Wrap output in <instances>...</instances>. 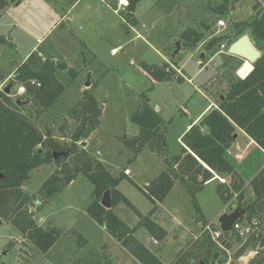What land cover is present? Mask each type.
<instances>
[{
    "label": "rangeland",
    "instance_id": "rangeland-1",
    "mask_svg": "<svg viewBox=\"0 0 264 264\" xmlns=\"http://www.w3.org/2000/svg\"><path fill=\"white\" fill-rule=\"evenodd\" d=\"M119 4L120 0H17L10 4L0 19V91L4 93L9 88L7 95L22 105V111L34 125L44 134L51 131L60 144H69L78 126L69 111L82 92L91 88L102 108L101 125L87 140L81 141L79 147L98 161L104 160L106 169L114 177L125 169L130 170L129 179H124L118 190L147 216L152 204L138 187L145 188L167 169L163 157L179 154L187 125L203 112L210 100L220 104V96L225 99L230 85L242 79L254 65L228 52L240 38V31L251 38L249 25L258 12L264 11V3L258 4L256 0H142L134 13L135 23L128 21L129 11ZM220 19L226 20V28H218ZM191 29L201 35L195 47L187 46L183 39V34ZM195 38L191 35L190 40L194 42ZM251 40L262 54L263 42ZM178 43L181 49L175 53ZM33 53L39 54L43 61L53 59L55 63H65L78 73V77L72 79L67 71L56 72V78L66 89L51 110L43 112L24 88L21 94L22 88L11 78ZM202 53L206 55L204 66L200 60ZM142 63L156 66L168 63L175 69L173 63L184 80L153 82L141 68ZM87 82L92 86L84 90ZM143 97L153 108H158L166 123L164 143L168 154L164 156L158 154L159 157L149 149L135 156L125 147L124 139L139 133L132 115L142 104ZM239 139L244 142L248 157L243 163L231 157L230 162L250 178L264 166V152L242 134ZM239 149L244 159L245 150ZM246 165L249 169H245ZM57 169V163L52 162L33 170L31 179L22 188L32 198L29 209L37 225L57 228L61 232L60 239L48 252H39L12 223L2 221L0 264H139L88 215L94 187L86 176L78 175L49 202L40 196L39 190ZM219 176L228 177L227 184L218 180L228 188L230 177ZM217 183L206 185L197 194V202L212 229L219 227L216 218L225 204L217 192ZM245 190V200L254 199L250 189ZM236 203L234 195L226 203L227 212L232 211L231 204ZM113 211L131 228L138 225L139 217L126 203L118 204ZM194 215L190 196L185 187L177 183L152 216V220L168 232L167 238L156 244L144 228H138L135 237L163 263L170 264L193 241L197 240V248L192 251L204 246L205 227L196 224ZM259 218L264 220V215ZM245 242L232 236L229 243L219 245L214 264H250L257 251L264 258V246L235 258Z\"/></svg>",
    "mask_w": 264,
    "mask_h": 264
},
{
    "label": "trees",
    "instance_id": "trees-1",
    "mask_svg": "<svg viewBox=\"0 0 264 264\" xmlns=\"http://www.w3.org/2000/svg\"><path fill=\"white\" fill-rule=\"evenodd\" d=\"M16 1L0 0V19L6 8ZM127 1L126 9L129 11L127 19L135 23L134 13L142 0ZM256 1L258 4L264 3V0ZM257 8L256 5L255 9ZM257 15L249 27L251 38L256 43L263 42L261 57L242 77L245 79L239 78L230 85L225 99L218 104L219 109H213L198 124L191 127L183 138L185 146L180 154L164 156L168 154L164 145L167 126L160 113L150 105L146 97L142 98V104L133 113L132 122L139 128V133L135 137L124 139L125 147L135 156L149 149L163 155L167 165V170L153 179L149 185L145 188L138 187L152 204L147 216L141 214L118 190L119 184L128 178L124 173L127 169L114 177L102 162L92 158L79 147V143L87 140L101 125L102 108L91 88L82 92L75 106L69 111L70 116L78 122L72 142L69 144L57 142L51 131H46L44 134L28 119L22 111V105L0 91V172L11 175L9 179L0 182V223L2 221L12 223L18 231L30 239L39 252L46 253L53 248L60 239L61 232L54 227L45 229L37 225L29 209L32 198L26 195L22 188L23 184L31 179L33 170L52 162L57 163L58 169L41 187L40 196L49 202L54 194L61 192L78 175L86 176L94 187L93 202L87 210L88 215L139 264H164L135 237V233L138 228H144L158 242L167 238L168 232L154 222L152 216L166 200L176 182L185 187L191 198L197 221L201 222L203 227L207 226V222L197 202V194L204 190L206 184L214 178V174L230 177L231 183L228 188L219 184L217 189L225 202L235 193L237 206L246 210L247 219L262 217L264 168L251 180L248 187H245V180L226 159V153L239 130L245 132L264 150V11L258 12ZM239 34L243 36V31ZM191 35L196 37L194 42L190 40ZM183 39L187 46L195 47L200 42L201 35L191 29L183 34ZM257 47H260V44H257ZM39 56L36 53L31 54L12 76V80L19 85V88L25 89V93L32 97L39 111L43 112L51 108L66 89L56 78V72L67 71L72 79H76L78 73L65 63L58 64L53 59L43 61ZM141 68L153 82L171 81L175 78L179 81L184 80L168 63L162 66L142 63ZM38 147L43 148L44 151ZM54 153L67 155L55 159ZM246 188L250 189L254 199L245 200ZM108 190L113 204L110 210L101 205L103 196ZM224 193L229 195L225 197ZM120 203H126L139 217L135 228L128 226L114 213L113 208ZM232 236H235L233 232L225 233L224 240H228L229 243ZM204 237V246L192 251L193 248H197L195 247L197 240L193 241L171 264H214L219 254L217 251L219 244L207 231L204 232ZM237 239L241 241L239 237ZM261 246H264V237L257 242L251 238L238 250L235 258L238 259L246 251ZM230 247L232 248V245ZM261 254L257 251V256L250 264H264Z\"/></svg>",
    "mask_w": 264,
    "mask_h": 264
},
{
    "label": "water",
    "instance_id": "water-1",
    "mask_svg": "<svg viewBox=\"0 0 264 264\" xmlns=\"http://www.w3.org/2000/svg\"><path fill=\"white\" fill-rule=\"evenodd\" d=\"M180 49H181V44L178 43V48L176 49L175 53H178L180 51ZM228 53H229V55L239 57L243 61H249L251 64L256 63L258 61V59L261 57L260 50L258 48H256V46L253 44L249 35H243L242 37H240L237 42L233 43L230 46ZM200 59L202 60L201 65H204V63L206 61V57H205L204 53L201 54ZM90 86H91V83L87 82L86 87L89 88ZM4 93L8 94L9 88H6L4 90ZM220 98H221V101L224 100V97L222 95L220 96ZM236 137H237V135H235L234 138H236ZM164 145H165V143H164ZM66 155H67L66 153H54V158L57 159L61 156H66ZM10 177H11V175H6L5 173L0 172V182L7 180ZM101 205L107 210L112 209L113 204H112V199H111V193L109 190L104 194L103 199L101 201ZM232 210H233L232 213H224L218 219L220 229L224 233H231L232 228H233V224L237 220L243 218L246 214V210L240 209L236 204H234L232 206Z\"/></svg>",
    "mask_w": 264,
    "mask_h": 264
},
{
    "label": "crops",
    "instance_id": "crops-1",
    "mask_svg": "<svg viewBox=\"0 0 264 264\" xmlns=\"http://www.w3.org/2000/svg\"><path fill=\"white\" fill-rule=\"evenodd\" d=\"M115 13H117V11H115ZM64 18V17H63ZM68 23H71L70 21H68ZM116 49V48H115ZM115 49H113V50H115ZM205 57H206V55H205ZM201 60V59H200ZM201 62H202V60H201ZM171 65L172 66H174L175 67V70L178 72V74L181 76V71H180V69L179 68H177L173 63H171ZM201 66H204V65H201ZM182 77V76H181ZM11 78H12V75H11ZM10 78V79H11ZM184 79V78H183ZM243 79V78H242ZM189 81H191L190 79H189ZM91 83V82H90ZM91 86H92V83H91ZM2 86H0V89L2 90V88H1ZM85 88H86V84L84 85V90H85ZM24 92V89L22 88L21 89V94ZM54 106V105H53ZM52 106V107H53ZM51 107V108H52ZM51 108H49L48 110H51ZM213 109H218V104H217V102H215L214 100H210V102H209V104L207 105V107L203 110V112H201V114H199L196 118H194L188 125H187V127H186V129H185V132L182 134V136H185L186 135V133L191 129V127L192 126H194V125H196V124H198L200 121H201V119L205 116V115H207L210 111H212ZM156 110V109H155ZM157 111V110H156ZM185 111H187V109H185ZM239 134H242L243 136H244V138L245 139H247L250 143H253V144H255L257 147H259V149H261L263 152H264V150L256 143V142H254V140H252L245 132H243L242 130H239L238 132H237V137L235 138V141L232 143V145L230 146V148L228 149V151H227V153H226V159L229 161V163L233 166V168L235 169V171L245 180H247V183L245 184V187H248V185H249V183L251 182V180L253 179V178H255L258 174H259V172L264 168V166L261 168V170L258 172V173H256V174H253L250 178H247V177H245L242 173H240V171H238L235 167H234V165L230 162V160H231V157H233L237 162H239V163H243L245 160H246V158L248 157L247 156V150H246V148L244 147V145H243V141H241L240 139H239ZM181 136V137H182ZM184 138V137H183ZM183 138H181V140H180V146H181V149H180V151H179V154L182 152V148L185 146L184 145V143H183ZM165 143H166V140H165ZM165 146H166V148H167V145L165 144ZM239 148H242V149H244L245 151H243V153L245 154V158L243 159V158H241L240 157V149ZM167 150H168V148H167ZM151 152H153V151H151ZM154 154H156L155 152H153ZM97 155V154H96ZM100 155V154H99ZM157 156H159L158 154H156ZM178 155V154H177ZM98 156V155H97ZM92 157H94V156H92ZM160 157V156H159ZM95 158V157H94ZM162 158V157H161ZM100 161H102L103 162V164H105V166H106V162L104 161V160H100ZM164 161V160H163ZM245 169H249V167L246 165L245 166ZM128 170V175L127 176H129V175H131V173H130V170L129 169H127ZM167 169H165V170H163L162 172H160L159 173V175L161 174V173H163V172H165ZM215 176H214V178L211 180V181H209L206 185H208V184H211V183H217L218 185L220 184L219 183V181L218 180H220V179H223V180H225L226 181V183L225 184H227V180H228V177L226 178H221V176H219L218 174H214ZM246 180H245V182H246ZM177 183H179V182H176L175 183V185H174V187H173V189H172V191L175 189V187H176V185H177ZM149 185V184H148ZM183 186V185H182ZM206 187V186H205ZM217 189H218V186H217ZM172 191L170 192V194L172 193ZM234 195H236V197H237V194H235L234 193ZM219 197H221L220 195H219ZM221 199V201H223L222 203L224 204L223 205V207H222V209L220 210V212H219V214L217 215V218L216 219H219L224 213H232V211H230V212H227V210H226V208H227V202H225L222 198H220ZM237 204V203H236ZM234 204H231V209H232V206H233ZM176 211V210H175ZM204 218H205V216H204ZM194 220H195V222H196V224L197 225H199L200 227H203V225H202V223L201 222H199V221H197V218H196V216L194 215ZM205 220H206V218H205ZM206 222H207V226H209L210 225V223L206 220ZM218 225H219V223H217ZM206 226V227H207ZM219 227H220V225H219ZM218 227V228H219ZM204 230H205V228L203 229V232H204ZM195 239H197V236L195 237ZM155 241V240H154ZM159 243V242H158ZM161 260V259H160ZM162 261V260H161ZM165 264V263H164ZM171 264V263H170Z\"/></svg>",
    "mask_w": 264,
    "mask_h": 264
},
{
    "label": "built area",
    "instance_id": "built-area-1",
    "mask_svg": "<svg viewBox=\"0 0 264 264\" xmlns=\"http://www.w3.org/2000/svg\"><path fill=\"white\" fill-rule=\"evenodd\" d=\"M119 6L125 10L128 4L123 5L120 0ZM217 26L220 29H224L227 26V22L224 19H220L217 22ZM140 37V35H138ZM245 79V78H243ZM40 86V84H37ZM128 174V170L125 171ZM220 181L225 184L226 181L220 179ZM209 232L212 239L216 241L219 245H225L228 240H224V232L219 228H211L210 226L205 227L204 232ZM232 232L236 237L241 239H245L246 241L253 238L256 242L259 241L262 237H264V220L260 219L259 217H253L252 219H247L246 214L243 218L237 220L233 224ZM221 241V242H220ZM154 243H158V241H154Z\"/></svg>",
    "mask_w": 264,
    "mask_h": 264
},
{
    "label": "bare ground",
    "instance_id": "bare-ground-1",
    "mask_svg": "<svg viewBox=\"0 0 264 264\" xmlns=\"http://www.w3.org/2000/svg\"><path fill=\"white\" fill-rule=\"evenodd\" d=\"M121 3H122L123 5H125V4H128V1H127V0H121Z\"/></svg>",
    "mask_w": 264,
    "mask_h": 264
}]
</instances>
